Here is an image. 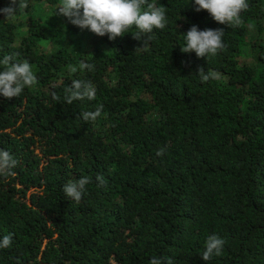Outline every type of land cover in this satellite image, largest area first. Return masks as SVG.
I'll return each instance as SVG.
<instances>
[{"label": "trees", "instance_id": "16d2710c", "mask_svg": "<svg viewBox=\"0 0 264 264\" xmlns=\"http://www.w3.org/2000/svg\"><path fill=\"white\" fill-rule=\"evenodd\" d=\"M150 2L168 24L139 52L131 33L112 41L55 15L60 0H30L11 23L0 14V59L16 54L38 79L0 96V149L18 161L0 176V238L13 234L0 264H264V0H247L239 28L194 0ZM192 25L223 28L225 49L182 52ZM81 61L94 71L70 73ZM200 67L218 78L201 82ZM74 79L90 80L95 99L62 102ZM82 176L77 203L63 186ZM209 235L225 244L204 261Z\"/></svg>", "mask_w": 264, "mask_h": 264}, {"label": "clouds", "instance_id": "9594fccd", "mask_svg": "<svg viewBox=\"0 0 264 264\" xmlns=\"http://www.w3.org/2000/svg\"><path fill=\"white\" fill-rule=\"evenodd\" d=\"M30 0H11L10 5L0 8V14L6 22H15L18 14L29 8ZM195 10H206L211 18L229 28L244 26L242 13L249 10L247 0H194ZM55 15L68 18L71 24L81 30H89L97 36L105 35L112 41L117 37H124L127 33L132 34L134 40L140 41L142 46L137 47L135 52L148 51L152 41L154 30H163L168 24L166 8L159 7L150 0H60ZM225 30L223 28L199 29L192 25L184 34L186 45L181 47L184 53L195 52L197 57H210L217 55L225 49ZM16 54L5 55L0 59V96L5 98L19 97L24 89L31 88L38 83L37 75L27 60L17 61ZM95 65L81 61L77 66L68 65L70 73L77 71H94ZM201 82L217 79L218 74L203 67L198 70ZM96 87L86 79H74L65 89L62 102L71 105L74 101L94 100ZM55 101L61 102V97L52 93ZM103 105H98L95 111L81 113L84 121L95 122L102 114ZM165 149L157 151V156H163ZM18 161L5 149H0V176H14L13 169ZM97 181L102 186L106 183L103 176H97ZM91 183L89 177H80L77 180H69L63 186L65 195L79 203L85 192L86 186ZM13 234L4 235L0 238V249L9 248L12 245ZM225 240L217 235H209L205 242V250L202 254L204 261L210 260L214 255L222 254ZM149 264H163L162 260L153 257ZM169 264L171 261L169 260Z\"/></svg>", "mask_w": 264, "mask_h": 264}, {"label": "rangeland", "instance_id": "374dc122", "mask_svg": "<svg viewBox=\"0 0 264 264\" xmlns=\"http://www.w3.org/2000/svg\"><path fill=\"white\" fill-rule=\"evenodd\" d=\"M89 34L84 32V31H81L79 32L77 35L74 36V41L75 43H77L78 41H82V47L83 45L85 44L84 42L86 41V39L88 38Z\"/></svg>", "mask_w": 264, "mask_h": 264}]
</instances>
